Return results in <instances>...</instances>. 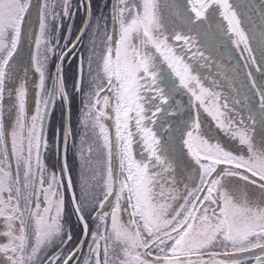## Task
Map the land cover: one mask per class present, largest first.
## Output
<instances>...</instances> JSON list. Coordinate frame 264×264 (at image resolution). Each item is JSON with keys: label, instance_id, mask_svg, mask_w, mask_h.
Returning a JSON list of instances; mask_svg holds the SVG:
<instances>
[{"label": "snow or ice", "instance_id": "obj_1", "mask_svg": "<svg viewBox=\"0 0 264 264\" xmlns=\"http://www.w3.org/2000/svg\"><path fill=\"white\" fill-rule=\"evenodd\" d=\"M32 8L0 0V264H264V0H44L26 34Z\"/></svg>", "mask_w": 264, "mask_h": 264}, {"label": "rangeland", "instance_id": "obj_2", "mask_svg": "<svg viewBox=\"0 0 264 264\" xmlns=\"http://www.w3.org/2000/svg\"><path fill=\"white\" fill-rule=\"evenodd\" d=\"M49 2L56 3L57 4V11H60L61 0H49ZM43 3H44V0H33V8H32L33 15L30 17L31 22H30L29 26L25 29L26 34L28 32L32 31V28H33L32 24L34 22L33 18L35 16V14L37 13V8ZM251 3L252 4L255 3L256 6H259L260 0H252ZM71 4H72L73 10H75L78 6V0H71ZM164 14L169 15L167 13V11H165ZM69 20L70 19L63 18L62 27L60 28V31H59V41H60L61 47H63V45L65 44L64 37H65V33H66V29H67ZM82 20H83V12L82 11L77 12V14L75 15L74 21L72 23V27H71L69 36L67 38L69 44L71 41H73L75 39L76 34H77L79 28L81 27ZM251 22H252V20H251ZM179 23H180L179 19L169 18V24L170 25L175 24L178 26ZM35 33H38V22H37V28H36ZM28 45H29V40L26 37L22 42V48L20 50V57H19V61L21 62L22 67L27 66ZM226 47L229 49L230 46L226 45ZM34 52H35V47H34V45H32L31 55ZM227 54H228V56L226 55V53H223V51L218 49L217 60H210L207 66L200 69L201 74L203 76L208 77V80L206 81V83L210 86L211 81L213 79H215L219 85V87L216 88V91H219V92L223 93L224 95L229 94V88H228L227 82L224 79L223 74L224 73H230L232 71V69H239L240 68V61H239V58L237 57L235 51H232L231 53H229V51H227ZM57 60H58L57 56H52L51 59L49 60L48 67H49L50 73L55 71V64L57 63ZM217 62H219L221 65L219 70L216 67ZM76 64H77V61L72 56H69L68 59L64 63V78H65V81L67 83V86L69 87V90H71V85L74 81ZM29 65H30V63H29ZM183 100L186 103L188 100V97L187 96L183 97ZM79 108H80V101L78 98H74L72 101V120H73L74 127H75V124H76V121H77V118L79 115ZM201 115H202V119H204L206 122H209L211 120V118L208 117L206 113H203L202 109H201ZM52 123L54 125L59 123V110L58 109L52 118ZM48 135H49V139L51 140V137H52V127L51 126L49 127ZM69 163L70 164L72 163L71 157L69 159ZM78 233H79V229L74 230V235H77Z\"/></svg>", "mask_w": 264, "mask_h": 264}, {"label": "water", "instance_id": "obj_3", "mask_svg": "<svg viewBox=\"0 0 264 264\" xmlns=\"http://www.w3.org/2000/svg\"><path fill=\"white\" fill-rule=\"evenodd\" d=\"M248 2H249L250 4H252L250 0H248ZM252 5H253V4H252ZM248 13L250 14V16L252 17L253 20H256V18H257V12H253L252 9H249ZM72 23H73V20H69V23H68V26H67V29H66V33H65V37H67V38H68L69 33H70L69 25H72ZM36 27H37V17H35V19H34V22H33V28H32V31H31V32L35 33V31H36ZM65 37H64V41H65ZM74 40H75V39H74ZM32 45H33V44H31V43L29 42V45H28V52H27V60H28V61L30 60V57H31ZM68 46L71 47V43H70ZM57 62H58V60H57ZM28 64H29V62L27 63V66H28Z\"/></svg>", "mask_w": 264, "mask_h": 264}, {"label": "flooded vegetation", "instance_id": "obj_4", "mask_svg": "<svg viewBox=\"0 0 264 264\" xmlns=\"http://www.w3.org/2000/svg\"><path fill=\"white\" fill-rule=\"evenodd\" d=\"M252 1V0H251ZM253 5H256L255 3H253ZM248 15L250 16V14L248 13ZM35 17H37V15L35 14V16H34V18ZM34 18H33V20H34ZM250 18H251V20H252V22H254V23H256L257 22V24L259 23V13L257 12V18H256V20H253L252 19V17L250 16ZM37 22H38V19H37ZM32 26H33V24H32ZM37 28V27H36ZM219 50H221V51H223V53H226V55L228 56V54H227V51H228V48L226 47V45L225 46H222V47H220L219 48ZM30 63V60L28 61L27 60V63ZM29 65V64H28ZM257 76H259V74L257 73ZM240 99H241V101H242V103L240 104V105H237V109H242V108H244V97H243V95H241L240 96ZM247 111H246V109L242 112V114L243 115H247V113H246Z\"/></svg>", "mask_w": 264, "mask_h": 264}]
</instances>
